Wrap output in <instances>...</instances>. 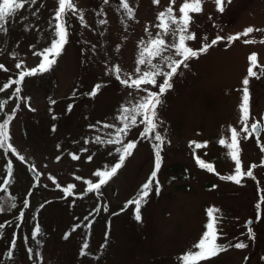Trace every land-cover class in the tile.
Masks as SVG:
<instances>
[{
  "label": "rangeland",
  "instance_id": "374dc122",
  "mask_svg": "<svg viewBox=\"0 0 264 264\" xmlns=\"http://www.w3.org/2000/svg\"><path fill=\"white\" fill-rule=\"evenodd\" d=\"M182 2L176 0L173 5L177 15ZM73 3L77 11L65 17L69 35L62 54L49 71L26 76L19 85L13 81L42 59L34 53L50 46L57 0L27 3L9 18L7 31L0 32V98H7L3 107L11 114L9 143L15 149H0V177L10 162L12 190L18 196L14 210L0 211V264H183L180 258L194 251L193 244L205 230L209 207L220 209L216 213L221 217L218 242L243 241L248 246H229L199 264H264V203L260 219L255 218V204L264 196V131L259 138L240 140L243 170L257 165L255 179L244 177L240 185L220 178L233 173L234 162L217 142L228 135L229 126L238 131L242 127L238 105L249 55L256 53L264 65V44L259 43L264 32L234 41L228 37L248 27L264 29V0H224L223 11L215 0H203L202 11L190 13V31L197 34L188 42L190 47L199 49L217 36L224 39L188 60L187 67L181 65L172 78L173 87L161 98L157 113L163 123L157 131L165 143L157 174L160 191L157 194L153 186L141 207L140 222L134 218L135 205L126 207V202L137 195L153 169L156 141L140 137L144 125L139 117L137 126L122 137L125 143L137 142L132 155L99 190L87 191L86 182L98 183L95 173L110 169L119 159L115 149L120 145L98 144L95 138H113L116 128L122 127L117 119L121 107L130 108L147 91H158L151 84L141 85L140 90L127 87L116 76L135 79L137 67L147 70L137 63L140 51L160 31L157 15L170 0L158 4L128 0L134 13L131 18L121 0ZM164 38L171 42V37ZM246 39L257 42L246 44ZM165 55L181 59L171 49ZM162 80L157 77V83ZM6 83L9 86L4 88ZM97 84L101 85L97 95H87ZM17 87L21 89L18 96ZM248 87L251 124L264 113V76L250 78ZM190 141L207 142V147L195 153L213 164L215 172L197 166ZM73 154L79 158L72 159ZM29 169L37 174L36 179ZM69 184L74 187L66 195L63 189ZM36 225L41 229L36 237L39 245L32 238ZM248 227L254 239L249 238ZM84 242L89 245L84 250L88 254L81 256Z\"/></svg>",
  "mask_w": 264,
  "mask_h": 264
},
{
  "label": "snow or ice",
  "instance_id": "6c2138e0",
  "mask_svg": "<svg viewBox=\"0 0 264 264\" xmlns=\"http://www.w3.org/2000/svg\"><path fill=\"white\" fill-rule=\"evenodd\" d=\"M35 3V0H0V32H6V24L12 16H14L18 10L22 9L27 3ZM58 7L55 11V20L57 23L54 26L53 38L51 39L50 46L43 49L40 53H34L42 57L40 63L37 67L30 69L29 71L22 72L19 76V80L13 81L17 85L21 84L26 76H33L37 73L47 72L51 67L56 63V59L59 55L62 54L64 45L68 42V22L65 19L66 15L69 12L75 13L77 11L73 0H57ZM230 3L231 0H228ZM107 3V0H105ZM153 3H159V0H153ZM203 0H183L179 5L178 12L176 14L173 5L176 4V0H170L169 6H167L163 11H160L157 15V20L159 23L156 27L160 30L157 32L155 37H152L144 45L143 49L140 51V58L137 61L138 65L146 66L147 70H142L140 67L136 68V73L138 74L137 78L132 79H121L119 75L116 76V79L122 84L130 88H135L137 90L141 89V85L151 84L154 87H158V91H147V94L143 96L137 103L133 104L130 108L122 106L120 109V115L117 119L121 122L122 127L116 128L115 136L108 140H102L99 136L95 138V142L98 144L107 143V144H118L120 147L115 149V152L119 154L118 162L115 163L110 169L105 171H97L95 175L99 177L98 183H93L87 181L88 189L87 191L99 190L101 185L105 184L108 179L114 176L118 169H120L126 158L132 155V151L136 148V141L124 142L123 136H127L128 132L139 123L144 125L143 131L140 132L141 138H146L151 136L156 143L153 144L154 152V166L148 176L147 180L141 185L137 195L126 202V207L128 205H135L134 208V218L137 222L142 220L141 217V207L146 202V198L149 196L150 192L155 187V191L158 194L160 191V184L157 180V174L161 168L162 157L161 150L162 146L165 143V137L161 135L157 128L162 121L158 118L157 108L162 104V96L173 87L172 78L177 74L178 69L183 65L187 67V61L192 58H197L200 54L206 52L210 47L217 44L218 41L224 39L223 37L217 36L215 39L211 40L210 43H204L199 49H193L188 45L189 41L196 39V33L190 31V24L193 21V16L190 13H200L202 11ZM218 10L223 11L224 0H215ZM121 7L126 10V13L131 18L133 16V9L130 8L128 0H121ZM83 20V16L80 17ZM104 23V21H101ZM147 31V30H146ZM253 32H264V29H254L252 27L246 28L242 33H238L235 36L228 37L229 41H234L240 38V36H249ZM164 37H171V42L169 43ZM207 39V38H205ZM246 44H253L257 41L255 39H246L244 41ZM259 43L264 44V40H260ZM174 51L175 57H181V59H175L173 56L165 55L169 50ZM154 60H158L162 63H154ZM249 67L247 68V75L242 80L243 87L241 88V102L238 105L239 109V123L241 124V129L238 131L235 127L229 126L228 135L221 136L217 141L219 145L225 146L227 149V156L234 162V171L232 174L227 176H221L220 178L227 181H232L237 185H240L244 177H249L255 179L253 169L257 165H250L247 171L243 170V164L241 159V147L240 140L249 139L253 136H256L258 132L264 131V127L261 126L260 122H253L249 124L251 118L250 111V91H249V82L250 78H261L264 76V65H261L258 61V56L256 53H252L248 57ZM163 65H166L169 69L168 71L163 70ZM3 66L0 65V68ZM17 68H20L21 65L17 64ZM119 68L116 69V72L119 73ZM163 77L162 82L157 83V77ZM9 85L6 83L3 85L4 88H7ZM101 88L100 84H97L93 89L87 93L89 96L97 95L99 89ZM21 89L17 87L16 95H19ZM3 101H0V108L3 107ZM55 103V101H52ZM71 105L68 106V110H71ZM10 119H6L4 122L0 123V149H15L12 148V145L9 143V123ZM105 127H113L112 125H104ZM55 130V129H53ZM241 133H244L241 137ZM87 143V141H85ZM259 144V140H257ZM189 147L193 148V157L196 161V164L201 169H204L208 172H215L214 165L211 163H206L203 159L196 155L195 150L202 147H207V142H196L190 141ZM86 151V149H85ZM261 151L264 152V146H261ZM76 155H72V159H78ZM19 159L23 161L24 157L20 156ZM59 159V157L57 158ZM91 157H89V160ZM261 166H264V159L261 160ZM7 174L11 176L12 167L9 162L7 167ZM79 179V177H78ZM10 181H6L8 183ZM59 187V185H57ZM74 186L69 184L66 188L63 189L66 195L71 193V190ZM215 187V186H213ZM0 191H6V189L0 188ZM261 203H264V196H260V202L255 204L256 208V219H260V209ZM27 205V201L25 202ZM16 205L12 203L10 207L14 208ZM3 204L0 203V211H3ZM99 209H97L98 211ZM220 209L215 207H209L206 209L207 222L204 225L205 230L203 231L198 242L193 244L194 251L186 252L180 259L183 264H199V261L210 259L217 256L219 253L226 251L227 247L234 246L236 249H245L248 245L243 241L237 242L234 245H225L219 243L220 239V229L217 227L221 217L217 216L216 213H219ZM252 221H248L247 224H251ZM246 224V226H247ZM3 225H0L2 228ZM79 227V225L75 226ZM75 227L72 229L75 231ZM248 236L250 239L255 238V234L251 227H248ZM41 233L39 225H36L33 232L32 238L39 245L40 240H37L36 237ZM68 233L65 234V239L68 238ZM107 241V233L105 234V242ZM13 246H15V241H13ZM89 247L87 242H84L81 247L80 255H87L84 250ZM101 247H104L102 245ZM32 252V249H29V253ZM11 257V252L8 254ZM39 255V253H37Z\"/></svg>",
  "mask_w": 264,
  "mask_h": 264
},
{
  "label": "trees",
  "instance_id": "16d2710c",
  "mask_svg": "<svg viewBox=\"0 0 264 264\" xmlns=\"http://www.w3.org/2000/svg\"><path fill=\"white\" fill-rule=\"evenodd\" d=\"M7 98H0V101L5 102ZM11 118V114L4 110V107L0 109V123L4 122L6 119ZM7 167L8 164L4 166V175L0 177V188L6 189V191H0V203L3 204V212H9L16 208L10 207L12 203L16 205L17 203V194L13 192L12 185H13V176H9L7 174ZM6 181H10L6 183Z\"/></svg>",
  "mask_w": 264,
  "mask_h": 264
},
{
  "label": "flooded vegetation",
  "instance_id": "af4514ba",
  "mask_svg": "<svg viewBox=\"0 0 264 264\" xmlns=\"http://www.w3.org/2000/svg\"><path fill=\"white\" fill-rule=\"evenodd\" d=\"M257 120H260V121H262V122L264 123V113H262V114H261V117L258 118Z\"/></svg>",
  "mask_w": 264,
  "mask_h": 264
},
{
  "label": "water",
  "instance_id": "95a60500",
  "mask_svg": "<svg viewBox=\"0 0 264 264\" xmlns=\"http://www.w3.org/2000/svg\"><path fill=\"white\" fill-rule=\"evenodd\" d=\"M259 133L260 132H258V134L256 135V136H259ZM31 174H32V176L34 177V178H36V174L34 173V172H31ZM250 225V224H249Z\"/></svg>",
  "mask_w": 264,
  "mask_h": 264
}]
</instances>
